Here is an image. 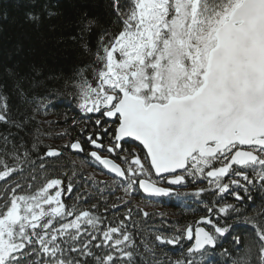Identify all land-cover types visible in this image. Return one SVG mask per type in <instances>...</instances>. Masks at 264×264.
I'll return each instance as SVG.
<instances>
[{"label":"snow or ice","instance_id":"obj_1","mask_svg":"<svg viewBox=\"0 0 264 264\" xmlns=\"http://www.w3.org/2000/svg\"><path fill=\"white\" fill-rule=\"evenodd\" d=\"M112 9L116 28L102 30L93 64L80 69L79 79L73 81L78 90L73 98L78 99L81 111L101 116L95 120L97 126L106 123L104 118H115L106 151H127L120 158L128 167L102 158L96 151L89 155L124 178L126 194L138 185L144 192L171 196V188L157 183L166 180L169 185H182L187 177L207 179L221 194L232 185L245 192L248 185L264 186V0H126V6L113 0ZM26 15L30 21L39 19L32 12ZM96 23L88 20L85 29L90 31ZM89 69L95 86L85 76ZM0 101V121L6 122V97L0 96ZM102 131L107 134L109 129ZM124 138L142 146L143 161L135 150L123 148ZM2 139L5 145L10 143L7 137ZM87 140L97 149L104 148L98 143L100 132L90 133ZM70 148L83 151L80 141ZM18 152L13 145L10 152L0 153V181H4L0 264H117V260L134 264L136 246L123 220L115 227L100 229L101 217L66 205L59 190L63 181L49 179L46 173L39 187L28 183L25 188L19 180L13 181L11 177L22 164L37 171L29 153L25 151L21 157ZM61 155L49 147L39 159ZM45 168L41 162L39 171L45 172ZM31 178L38 179L35 174ZM33 187L34 191L27 190ZM73 190L69 177L67 192ZM204 191L198 189L195 195ZM232 195L241 199L236 191ZM229 209L235 210L233 205H224L218 211L223 214ZM131 211L126 217H131ZM207 211L212 213L214 208ZM201 222L214 231L193 230L191 225L182 230L189 240L194 234L190 254L205 246L214 248L217 234L224 236L231 228L208 217L196 223ZM252 226L259 241L258 264H264V227ZM182 238L155 237L161 244L173 245ZM144 249L153 251L147 244Z\"/></svg>","mask_w":264,"mask_h":264},{"label":"trees","instance_id":"obj_2","mask_svg":"<svg viewBox=\"0 0 264 264\" xmlns=\"http://www.w3.org/2000/svg\"><path fill=\"white\" fill-rule=\"evenodd\" d=\"M112 2L0 0V96L6 97L7 102V112L3 113L7 121H0V153L5 149L10 152L16 145L21 157L25 151L29 153L37 169L34 173L32 165L22 164L11 179L19 180L25 188L28 183L39 187L46 173L49 179L63 181L59 190L66 205L91 210L101 217L100 229L115 227L123 220L125 230L135 242L134 264H175L176 261L184 264L189 260L192 264H258L259 241L252 225L264 227V186L256 183L248 185L247 192L235 188L223 195L214 192L195 197L192 193H183L190 185L183 183L177 186V195L167 197L143 195L136 187L133 193L126 194L124 180L115 176L107 179L108 175L87 154H73L69 147H64L81 134L86 135L89 132L86 127L90 128L94 117L78 108V99L73 98V94L78 96V90L73 81L79 79L80 69L93 64L102 30L116 28ZM121 4L126 6V0H121ZM29 12L39 19L30 21L26 15ZM49 12L55 15L49 16ZM88 20L97 22L90 31L85 29ZM85 76L95 86L90 69ZM3 137L10 143L5 145ZM49 147L60 149L62 155L44 157L41 161L39 158ZM41 162L46 166L45 172L39 171ZM13 163L9 159V165ZM32 174L38 177L36 181H32ZM69 177L74 186L71 193L67 192ZM3 183L0 181V192L4 190ZM35 187L27 190L34 191ZM233 191L241 199H236ZM129 200L131 203H124ZM93 204L97 205L94 209ZM224 205H233L235 210L221 214L217 206ZM208 207L214 208L215 223L231 225V228L224 236L217 234L214 248L189 254L185 251L188 242L182 230L194 224ZM129 209L132 210L130 218L126 217ZM141 209L149 215L144 216ZM246 217L254 219L248 221ZM208 229L214 231L211 225ZM157 235L183 238L176 245L161 244L155 239ZM145 244L153 249L151 253L145 252Z\"/></svg>","mask_w":264,"mask_h":264},{"label":"flooded vegetation","instance_id":"obj_3","mask_svg":"<svg viewBox=\"0 0 264 264\" xmlns=\"http://www.w3.org/2000/svg\"><path fill=\"white\" fill-rule=\"evenodd\" d=\"M94 117H93V120L90 121V130L88 129V127H86V129L89 130V132L86 133V135H80V138H77V139H74L73 141L77 140V141H80L82 146H83V151L81 152H72L73 154H87L90 158H92L88 152L92 150V147L90 146V142L87 140V136L90 134V133H93V132H100L101 133V140L98 141V143H103L104 145V148L103 149H97V152L101 155V156H108V157H111L113 158L115 161H117L121 167L123 168H127L128 167V164L125 163V161H123L120 157H123L125 155H128V152L127 151H120L119 149L117 150V152H114V153H108L106 151L107 147L110 145V142L112 140V134H113V130H114V127L115 125L112 123V120H114L115 118H113L112 120H107L104 118V120L106 121V123L100 125V126H97L95 125V120L97 119H101V116L97 113V114H93ZM108 128L109 129V132L107 134L103 133L102 129L103 128ZM85 128V127H84ZM72 141V142H73ZM71 142V143H72ZM122 145H123V148L126 149V150H135L136 153H138L139 155H143L144 157V152L141 150L142 148L135 142V141H132L130 139H123L121 141ZM118 153V154H117ZM143 157L142 158V161H143ZM129 160H131V157L129 156ZM146 166H148L146 164ZM108 177H106L107 179H110L109 177L111 175L107 174ZM142 179L144 177H141ZM153 179H156V177L153 175ZM227 181V179H225V182ZM160 184H165L166 182L165 181H161V182H158Z\"/></svg>","mask_w":264,"mask_h":264},{"label":"water","instance_id":"obj_4","mask_svg":"<svg viewBox=\"0 0 264 264\" xmlns=\"http://www.w3.org/2000/svg\"><path fill=\"white\" fill-rule=\"evenodd\" d=\"M130 139H132V138H130ZM133 140V139H132ZM77 140H75L74 142H76ZM134 141V140H133ZM136 142V141H135ZM73 143V142H72ZM138 145H139V143L138 142H136ZM90 146L92 147V148H95L94 146H92L91 144H90ZM140 146V145H139ZM141 148H142V146H140ZM70 150L72 151V152H76V151H74V150H72L71 148H70ZM61 152V151H60ZM77 152H81V151H77ZM91 152H93V151H91ZM90 152V153H91ZM102 158H108V159H111V160H113L112 158H110V157H102ZM98 162V161H97ZM113 162L114 163H116L114 160H113ZM99 163V162H98ZM100 164V163H99ZM117 164V163H116ZM101 165V164H100ZM101 167H103V165H101ZM104 168V167H103ZM105 169V168H104ZM108 173H111V174H115V173H112L111 171H109L108 169H105ZM116 175V174H115ZM121 178V177H120ZM158 187H162V186H159V185H157ZM165 188V187H164ZM140 189V188H139ZM140 191L143 193V194H146V195H154V194H150V193H147V192H144V190L143 189H140ZM200 221V220H199ZM201 223H203V222H201ZM198 227H203V226H198ZM205 230H207V229H205ZM208 231V230H207ZM185 238L188 240V241H190L191 243H190V246L188 247V248H190V247H192L193 246V244H194V234H193V239H191V240H189L186 236H185ZM173 245V244H172ZM205 247H210V248H213V247H211V246H205ZM188 248H187V252H188ZM200 251V250H199ZM197 252V251H196Z\"/></svg>","mask_w":264,"mask_h":264},{"label":"rangeland","instance_id":"obj_5","mask_svg":"<svg viewBox=\"0 0 264 264\" xmlns=\"http://www.w3.org/2000/svg\"><path fill=\"white\" fill-rule=\"evenodd\" d=\"M91 175H92V174L90 173L89 177H90ZM194 180H195V179H194ZM88 182L90 183L91 180H88ZM232 186H235V185H232ZM235 187H236V186H235ZM205 188H206V189H209V190H211V191L213 190V188H209V184H208V183L205 185ZM230 189H232V188H230ZM53 194H54V193H53ZM219 194H221V193H219ZM223 194H225V193H223ZM223 194H222V195H223ZM222 199H223V198H222Z\"/></svg>","mask_w":264,"mask_h":264}]
</instances>
